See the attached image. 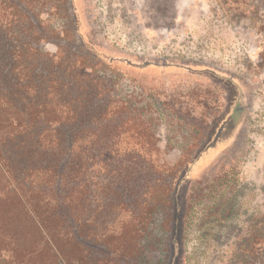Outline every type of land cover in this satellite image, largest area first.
<instances>
[{"label": "trees", "instance_id": "16d2710c", "mask_svg": "<svg viewBox=\"0 0 264 264\" xmlns=\"http://www.w3.org/2000/svg\"><path fill=\"white\" fill-rule=\"evenodd\" d=\"M72 1L0 0V264H128L154 214L174 221L182 165L145 147L150 115L175 111L136 110L98 73L113 61L59 43L77 38ZM256 2L243 5L256 14ZM60 14L70 22L58 30ZM48 43L60 53L45 54ZM251 229L240 262L264 264V215Z\"/></svg>", "mask_w": 264, "mask_h": 264}, {"label": "rangeland", "instance_id": "374dc122", "mask_svg": "<svg viewBox=\"0 0 264 264\" xmlns=\"http://www.w3.org/2000/svg\"><path fill=\"white\" fill-rule=\"evenodd\" d=\"M235 1H72L77 38L59 43L113 61L98 73L136 110L153 101L175 111L150 115L155 145L145 147L165 167L182 165L171 231L167 214H154L128 264H241L264 215V3L255 14ZM64 17L69 25L60 14L54 28Z\"/></svg>", "mask_w": 264, "mask_h": 264}]
</instances>
